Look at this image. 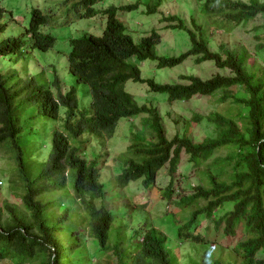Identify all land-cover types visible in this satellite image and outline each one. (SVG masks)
<instances>
[{
  "label": "trees",
  "instance_id": "1",
  "mask_svg": "<svg viewBox=\"0 0 264 264\" xmlns=\"http://www.w3.org/2000/svg\"><path fill=\"white\" fill-rule=\"evenodd\" d=\"M73 1L72 9H82L78 20H85L93 15L95 2L102 0ZM194 1L196 14L200 13L205 25L226 31L263 19L254 28V33L263 34L255 36L254 55L244 47L235 51L222 44L212 51L195 18L189 28L171 16L164 20L176 24L165 29L185 31L189 49L178 56H160L157 34L134 43L117 18V9L110 7L104 10L107 18L102 35L83 33L72 39L66 57L75 85L87 89L90 115L78 99L77 88H66L53 65L51 81L41 71L28 69L31 65L24 66L23 72L28 74L24 82L5 61L11 56L26 57L29 51L38 57L52 49L54 38L40 32L50 24L48 16L33 10L20 37L0 39V149L9 153L14 174L9 172L4 180L10 190L19 193L20 205L0 204V264H57V260L90 264L92 258L98 260L95 264H163L161 260L172 257L170 248L167 253L159 252L163 238L157 231L143 235L136 253L125 252L122 241L111 235L115 215L106 207L105 186L99 179V163L105 164L106 159L88 162L78 156L75 140L94 141L103 147L122 119L140 115H145L143 131L130 130L126 151L118 156L124 168L115 177V186L143 179L144 187L149 188L166 164L169 175L175 173L180 155L185 153L198 176L189 187L190 194H179L173 202L179 210L188 208L191 217L174 227L178 238L203 243V238L193 234V225L208 220L216 228L222 226L224 236L233 237L240 224L243 238L232 247L219 246L218 260L210 264H264V1ZM5 13L0 6V34L6 28ZM189 58L198 65L212 63L224 73L206 79L181 75L178 79L183 83L158 85L141 79L132 62L150 60L158 68L173 69ZM127 81L146 83L151 91L166 95L169 103L216 97L220 109L191 119L212 124L213 137L194 142L185 127L181 135L167 138L157 108L139 105L125 92ZM233 87L235 92L230 90ZM169 184L163 195L167 200L172 181ZM227 205L232 207L225 210ZM138 233L134 230L125 237L128 249L135 248L132 239ZM200 263L204 261L192 264Z\"/></svg>",
  "mask_w": 264,
  "mask_h": 264
},
{
  "label": "rangeland",
  "instance_id": "2",
  "mask_svg": "<svg viewBox=\"0 0 264 264\" xmlns=\"http://www.w3.org/2000/svg\"><path fill=\"white\" fill-rule=\"evenodd\" d=\"M62 2V0H0L1 8L7 12V16H4L6 18L7 28L5 34L2 35L17 37L23 28L27 27L32 9H38L43 14L50 15L52 18L56 17V20H51V25L42 29L44 32L52 34L55 39L53 49L48 52L46 57L58 70L60 77L64 79L67 86H70L74 85L73 79L68 74L66 68V56L70 50V38L79 37L78 35L83 33L82 31L88 35L100 37L105 27L106 16L102 12L95 11L94 16L88 19L76 20L72 18V14L67 12L68 9ZM150 2V0H104L95 8L101 11L111 5L117 7L125 4L138 3L139 6L137 10L125 13L119 12L117 16L125 24L127 28L126 32L132 37L135 43L140 40L139 38L147 36L152 30H155L161 38V42L157 46V53L160 56H178L189 49V39L186 32L183 30L165 29V24L159 21L163 16L179 15L183 17V19L189 20L193 17V13L195 12V19L201 25L202 31L206 33L212 51H217L219 44H222L228 49L235 51L244 47L252 56L255 53V46L257 44L255 36L263 35L260 34V32L254 33V28L263 22L261 18H256L244 26L226 31L225 29L216 28L210 24L205 25V20L199 15L200 13L198 12L199 14H196L198 7L193 0H162L156 14H147L146 11ZM66 21L75 22L71 25H64ZM24 61L27 63L25 65H31L28 69L34 71L42 70L49 79V76L44 70L48 69V64L44 62L42 58L36 57L34 51H29V56H27ZM132 62L140 70L142 79H153L156 83H180L178 78L181 75L192 74L206 79L216 73H224L223 71L215 69L212 63L207 62L198 65L194 62V58L187 59L183 64L173 69H159L156 63L150 60H132ZM19 64L25 66L24 64ZM1 66L2 62L0 61V67ZM24 69L25 68L19 66L15 67L18 78L26 82L28 74L25 75L23 72L25 71ZM80 88L86 89V87L83 86H80ZM124 90L132 95L137 103L151 104L158 108L161 114L163 128L166 131V137L171 138L175 134L181 135L185 132V127L190 129L188 136L193 139L194 142L201 141L206 137H213L214 127L212 124L206 123L203 119L197 122H193L191 119L195 115L204 117L209 112L220 109L215 101L216 97H194L187 102H173L169 104L166 95L150 92L146 84L128 81L124 85ZM231 90L235 92L236 88L233 87ZM79 97L81 104L84 105V101L87 99L82 97L80 90ZM87 102L89 103L88 100ZM140 119L139 117L130 123L134 124L135 128H139L141 124ZM127 123L128 120H121L119 122L115 136L108 141L103 149L101 145H97L96 142L92 141V144L90 143V146L87 147L83 153V157L87 161H92L97 156H100L101 153H104L100 161L106 159V163L103 164L102 161L99 163V167L101 168L99 169V179L105 186L108 199L107 207L109 210L115 212V219L111 226V235L116 236L118 240L122 241L120 243L121 246L126 248L125 237H127L129 232L139 230L140 235H143L146 232L145 229L149 228L151 223H153L154 229H160L163 234H165V244L170 248V252H174L176 255L178 259L177 264H184L186 261V259H184L185 256L191 254L189 258L195 259L192 250H190L193 245L179 243L182 238H178L172 230H168L172 225V215H175L176 219L182 223H185L190 217L188 208H184V211H182L179 210L176 205L172 204L175 199H178L179 194H190L191 190L189 187L195 184L194 172L191 165L188 163V156L183 152L181 153L180 164L175 173H173L174 178L172 180L170 179L171 176L168 175L167 168L158 173L154 186L149 189V198L146 202H144L146 191L140 184V180L129 183L123 190H113L112 186L116 181L115 177L120 175L121 169L124 168V166L119 164L120 160L118 156H121L128 146L129 133L126 130ZM130 129L129 127V132ZM124 134H126V137H124ZM12 170L13 166L9 159V153L4 148H1L0 188H2V191L0 193V204L6 201L20 207L19 199L16 195L19 193L15 190H10L8 184L5 183L4 180L5 177H8L9 172L14 174ZM170 180L172 181L170 200L167 201L169 203L166 204V199L163 195L165 194ZM161 196L162 198H160ZM231 207L232 205H227L224 209L229 210ZM167 209L168 211H166ZM200 227V231L207 229L206 240L213 245L211 248L212 255L216 253L219 246L226 247L233 245L243 238V230L240 224L234 237L224 236L221 227L215 229L213 221H204ZM212 230H214V232ZM138 238L139 236H137L135 240ZM132 240L134 241V239ZM196 253L197 259H202L206 256L205 254H208L205 252L204 245L201 247L198 246ZM106 260H108V258ZM97 261L96 258H92L90 264H95Z\"/></svg>",
  "mask_w": 264,
  "mask_h": 264
},
{
  "label": "clouds",
  "instance_id": "3",
  "mask_svg": "<svg viewBox=\"0 0 264 264\" xmlns=\"http://www.w3.org/2000/svg\"><path fill=\"white\" fill-rule=\"evenodd\" d=\"M63 2H62V4L63 5H66L65 7H67V9H68V13L69 14H72L73 15V17L72 18H75L76 20H78L79 18H78V14L82 11V9H81V7H77L76 8V10H74V9H72V3L74 2L73 0H69V1H67V2H64V0H62ZM104 0H102V1H96L95 2V4L92 6V9H93V15L92 16H94V14H95V11H98V12H102L103 14H104V10H106V9H108V8H110V7H115L116 9H117V11H116V16H117V13H121V12H123V13H125V12H131V11H135V10H137L138 9V6H139V4L138 3H133V4H125V5H120V6H114V5H111V6H108V7H106V8H104V9H102L101 11H99V10H97L95 7L98 5V4H101L102 2H103ZM151 2H150V4L148 5V8H147V11H146V13L147 14H156L157 12H158V10H159V7H160V5H161V1L162 0H150ZM194 1V0H193ZM242 1H247V0H242ZM195 2V1H194ZM196 3V2H195ZM197 4V3H196ZM125 6H134L135 8L134 9H132V10H120V8L121 7H125ZM197 7H198V5H197ZM33 10H38V9H32L31 10V12L33 11ZM151 10H153V12H150ZM38 11H40V10H38ZM197 11V10H196ZM31 12H30V15H31ZM41 12V11H40ZM194 12V11H193ZM42 13V12H41ZM43 14V13H42ZM43 15H46V14H43ZM105 15V14H104ZM195 12L193 13V18H195ZM4 16H7V12L5 13V15ZM46 16H48L52 21H54V20H56V17L55 18H52L50 15H46ZM91 16V17H92ZM106 16V15H105ZM171 16H174V17H177V18H179L181 21H183L184 22V24L187 26V27H189V28H191V18L189 19V20H186V19H183V17H180L179 15H170V16H168V17H171ZM10 18H11V16H10ZM90 18V17H89ZM107 18V17H106ZM117 18H118V16H117ZM167 17H165V16H163V17H161V19L159 20L160 22H162L163 24H165L164 25V28L166 27V26H168V27H170L171 25H174V24H176L175 22H173V23H169V22H166L164 19H166ZM30 19V18H29ZM86 19H88V18H86ZM119 19V21H121L120 20V18H118ZM73 22H75V21H69V22H65L64 23V25H71ZM122 22V21H121ZM123 23V22H122ZM49 25H51V22H50V24ZM49 25H46V26H44V27H41L40 28V32H42L43 34H48V35H50V36H52L53 38H54V36L52 35V34H49V33H46V32H44L42 29H44L45 27H47V26H49ZM105 25H106V22H105ZM123 25H124V27H125V32H126V26H125V24L123 23ZM6 28H7V24H6ZM6 28H5V31H4V33L3 34H5V32H6ZM105 28V27H104ZM171 29V28H170ZM104 30V29H103ZM174 30H179V29H177V28H174ZM24 32V28H23V30L20 32V34L17 36V37H15V36H3L2 34L0 35V39H6V38H10V37H14V38H18V37H20L22 34L21 33H23ZM83 33H85L84 31H82ZM103 32V31H102ZM83 33H81V34H83ZM127 33V32H126ZM152 33H155V34H157L158 35V33L155 31V30H152L150 33H149V35H147V36H144V37H141V38H139V39H143V38H145V37H148V36H150ZM80 34V35H81ZM128 34V33H127ZM80 35H78V36H80ZM129 35V34H128ZM130 36V35H129ZM159 36V35H158ZM77 37V36H76ZM76 37H72V38H70V40H69V44H70V49H71V45H72V39H74V38H76ZM131 37V36H130ZM160 37V36H159ZM132 38V37H131ZM138 39V40H139ZM133 40V39H132ZM137 40V41H138ZM160 40V42H161V38L159 39ZM54 42H55V39H54ZM134 42V41H133ZM139 42V41H138ZM137 42V43H138ZM135 43V42H134ZM53 45H54V43H53ZM53 45H52V49H53ZM158 46V45H157ZM157 46H156V50H157ZM49 52V51H48ZM48 52L47 53H45V55H40V56H38V57H40V58H42L43 60H44V62H46L47 64H48V69H44L45 70V73H47V75L49 76V79L47 78V76L42 72V70H40L42 73H43V75H45L46 76V78L49 80V81H51L52 80V76H53V67L51 66L52 65V62L51 61H49V59L46 57V55L48 54ZM69 52H70V50H69ZM35 54H36V57H37V55H39L38 53H36L35 52ZM68 55V54H67ZM29 56V55H28ZM35 57V56H34ZM67 57V56H66ZM27 58V56L26 57H22L21 59H20V57H14V56H11V57H8V58H5V61H7V62H9V64H10V66L12 67V69H13V71L14 72H17L16 70H15V67L16 66H19V67H24V66H22V65H20L19 63H21V64H27L25 61H24V59H26ZM132 60V59H131ZM1 61V60H0ZM137 61V60H136ZM143 61H145V60H143ZM156 63V62H155ZM135 65V64H134ZM26 66V65H25ZM157 66V65H156ZM138 68V67H137ZM158 68V67H157ZM54 69H56L55 67H54ZM159 69H166V68H159ZM40 71H36V72H40ZM56 71L58 72V70L56 69ZM68 72V71H67ZM139 72H140V70H139ZM52 73V74H51ZM57 74V73H56ZM69 74V73H68ZM59 77H60V75H59V73L57 74ZM70 75V74H69ZM140 77H141V75H140ZM142 79V78H141ZM23 80V79H22ZM28 80V79H27ZM143 80H152L155 84H158V85H165V84H172V83H156L153 79H143ZM74 82V81H73ZM128 82V81H127ZM173 83H178V82H173ZM180 83H183V82H181L180 81ZM141 84H146V83H141ZM147 85V84H146ZM71 86H75L76 88H77V90H78V92H79V90L80 91H83V93L84 94H82V97L84 98V99H87L88 101H89V103L87 102V100H85L84 101V105L83 104H81L85 109H86V114L87 115H90L91 114V110H90V105H91V100H90V98L88 97V95H87V90L86 89H83V88H80V86H76L75 85V83H74V85H70V86H67V84L65 83V87L66 88H70ZM147 87H148V90L150 91V92H152V93H157V92H153V91H151L150 90V88H149V86L147 85ZM235 88V87H234ZM231 90V89H230ZM232 91V90H231ZM126 92V91H125ZM129 94V93H128ZM158 94H161V93H158ZM210 97H213V96H210ZM194 98V97H193ZM78 99H79V101L81 102V100H80V97H79V94H78ZM187 102V101H186ZM87 103H88V105H87ZM173 103V102H172ZM139 104V103H138ZM169 104H171V103H169ZM139 105H145V104H139ZM148 105H151V104H148ZM155 107V106H154ZM157 108V107H156ZM157 110H158V108H157ZM158 112H159V110H158ZM159 114H160V112H159ZM161 115V114H160ZM141 119H140V123H141V120H142V118H144L145 117V115H140L139 116ZM139 117H137V118H139ZM137 118H135V119H137ZM203 118V117H202ZM135 119H132V118H130V119H122V120H128V123L126 124V130L128 131V133H129V127L131 128V129H139V130H142L143 131V125L142 124H140V127L139 128H135L134 127V124H131L130 122H132L133 120H135ZM118 125H119V123H118ZM118 127V126H117ZM130 129V130H131ZM116 130H117V128H116ZM166 132V131H165ZM115 134H116V132H115ZM115 134L110 138V139H112L114 136H115ZM124 137H126V134H124ZM128 137H129V135H128ZM173 137V136H172ZM168 138V137H167ZM109 139V140H110ZM108 140V141H109ZM85 140L84 139H80V140H75V142H76V145H77V143H78V146H79V153H78V156L80 157V158H82V159H85L84 157H83V153H84V151L86 150V148L87 147H89L90 146V143L92 144V141H87L86 143L84 142ZM108 141L106 142V144L108 143ZM105 144V145H106ZM97 145H99L98 143H97ZM104 145V146H105ZM103 146V147H104ZM108 146V145H107ZM103 147H101L102 149H103ZM185 154V153H184ZM101 155H104V153H101ZM97 156L95 159H97L98 157H102V156ZM101 159V158H100ZM94 160V159H93ZM92 160V161H93ZM88 162H90V161H88ZM120 165H121V162L119 163ZM165 168H167V169H169L168 168V165L166 164L165 166H163V167H161L160 169H159V171L157 172V174H156V177H155V180H156V178H157V175H158V173L161 171V170H163V169H165ZM168 175H169V172H168ZM171 177H170V179L172 180L174 177H173V174L172 175H170ZM194 177H196L197 178V176H194ZM140 180V184L142 185V187L145 189V191H146V194H145V196L146 197H144V202H146L147 200H148V198H149V189L152 187V186H154V184L152 185V186H150L149 188H145L144 187V185H143V179H139ZM170 180V181H171ZM138 181V180H137ZM135 182V181H134ZM194 182H195V180H194ZM131 183V182H130ZM155 183V182H154ZM170 185V184H169ZM169 185H168V187H169ZM128 186V184L126 185V186H124V187H118V186H115V183L113 184V186H112V189L113 190H116V189H125V187H127ZM194 186V185H193ZM167 187V188H168ZM166 188V189H167ZM171 189V188H170ZM105 192H106V190H105ZM169 196H170V194H169ZM164 197V196H163ZM160 198H162V196L160 197ZM166 199V198H165ZM169 200H170V197H169ZM169 200H167L166 199V204H168L169 202H167V201H169ZM107 201H108V199H107V193H106V207H107ZM173 204V203H172ZM108 208V207H107ZM110 211H112V210H110ZM166 211H168V209L166 210ZM113 213H114V215H115V212L114 211H112ZM189 218H191V217H189ZM204 218V217H203ZM114 221V220H113ZM210 220H208L207 222H209ZM204 222V221H203ZM202 222V223H203ZM113 224V223H112ZM184 223H182V222H180L179 220H177L176 219V217H175V215H172V225H171V227H170V229L168 230V231H173L174 232V227H176V226H181V225H183ZM154 224L153 223H151V225H150V227L149 228H147V229H145V233L144 234H146V233H149V231H157L159 234H161L162 235V238H163V243H161V245L159 246V252H161V251H164V252H166L167 253V251H168V249H169V247L168 246H166V239H165V234H163V232L159 229V230H156V229H154V226H153ZM153 226V227H152ZM193 226H195L196 227V229L193 231V234L194 235H198L200 238H203V243H200V242H197V241H193L191 238H188V239H183L182 238V240L181 241H179V243H181V244H185V243H187V244H191V245H193V246H191V249L190 250H192V254L194 255V258L195 259H190L189 258V256L191 255H188V256H185L184 257V259H186V261H185V263L184 264H192L193 262H199V261H204V263H200V264H210L213 260H218V256H219V252H217V250H216V253L215 254H211V248H212V244H210L209 242H207V240H206V237H207V235H206V232H207V229H203V230H201L200 231V229H201V223H199V224H196V225H193ZM221 227V229H222V226H220ZM242 227V226H241ZM215 229H216V226H215ZM167 231V232H168ZM213 232H214V230H212ZM143 234V235H144ZM174 234L175 235H177V233L176 232H174ZM143 235H140V232L135 236V238H134V241H133V243L135 244V248L134 249H128L127 247L125 248L126 250H125V252H128V253H132V254H134V253H136V251L137 250H139V248H140V244L142 243V241H143ZM224 235V234H223ZM137 236H139V238L137 239V240H135L136 239V237ZM235 236V235H234ZM233 236V237H234ZM178 237V236H177ZM179 238H181V237H179ZM241 240V239H240ZM239 240V241H240ZM239 241H237L236 243H238ZM125 243H126V241H125ZM235 243V244H236ZM235 244H233V245H235ZM111 245V244H110ZM126 245V244H125ZM202 245H204V248H205V252L206 253H208V254H205L206 256L205 257H203L202 259H197V253H196V250H198V246H202ZM233 245H229V246H226V247H232ZM123 247V246H122ZM124 248V247H123ZM160 248H161V250H160ZM134 252H133V251ZM170 254L172 255V257L170 258H168V259H166V260H161L162 262H163V264H166L167 263V261H169V263L170 262H172L173 264H177V262H178V259H177V257H176V255L174 254V252L173 253H171L170 252ZM55 259V255L54 254H52V256H51V261H53ZM152 259H155V258H152ZM152 259H150L149 261H151ZM56 263L57 264H61V262L59 261V260H57L56 261ZM115 264H116V262H115Z\"/></svg>",
  "mask_w": 264,
  "mask_h": 264
}]
</instances>
